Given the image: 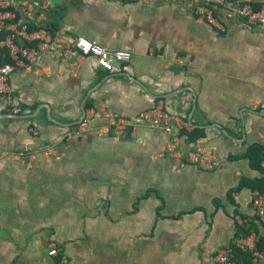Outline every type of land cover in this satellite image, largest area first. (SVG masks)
Masks as SVG:
<instances>
[{"label": "crops", "instance_id": "obj_1", "mask_svg": "<svg viewBox=\"0 0 264 264\" xmlns=\"http://www.w3.org/2000/svg\"><path fill=\"white\" fill-rule=\"evenodd\" d=\"M18 1L29 27L131 59L106 72L66 40L12 75L11 101L0 97V264H59L53 247L67 264H210L246 233L264 245L252 202L264 169L249 156L264 148L262 28L217 9L218 32L182 0ZM159 102L189 126L177 156L137 121ZM108 116L129 123L122 136Z\"/></svg>", "mask_w": 264, "mask_h": 264}, {"label": "built area", "instance_id": "obj_2", "mask_svg": "<svg viewBox=\"0 0 264 264\" xmlns=\"http://www.w3.org/2000/svg\"><path fill=\"white\" fill-rule=\"evenodd\" d=\"M182 1L194 6L199 20L218 32H223L224 26L215 15L217 9L223 10L228 18L240 20L245 27H259L264 30V5L256 8L248 0ZM24 6H27L26 2L0 0V97L8 99L9 102L13 96L12 75L19 70H29L42 54L59 51L66 40H70L72 48L80 55L94 58L98 68L106 72H113L116 65L129 64L131 53L127 50H109L82 36H67L62 30L30 29L27 23L18 21V11ZM95 114V110L89 109L85 112L81 123L86 125ZM108 118L110 126L117 131L118 135L122 136L129 128L127 121L114 116H108ZM137 121L168 139L167 148L171 156L178 155L175 133L190 130L187 123L178 115L167 112L161 102L149 111L142 112ZM31 132L35 136L39 135L35 129ZM52 150L50 145H42L39 148V151L45 155H50ZM261 166L264 169V160ZM252 202L259 222L264 224V191H254ZM233 247L248 255L249 264H264V249L258 248L255 234L238 237ZM234 248L225 247L218 250L210 257V264H237ZM49 254L60 259L59 264H67L65 258L60 257L61 253L57 247H53Z\"/></svg>", "mask_w": 264, "mask_h": 264}, {"label": "trees", "instance_id": "obj_3", "mask_svg": "<svg viewBox=\"0 0 264 264\" xmlns=\"http://www.w3.org/2000/svg\"><path fill=\"white\" fill-rule=\"evenodd\" d=\"M30 29H35V28L30 27ZM189 138L193 139L192 135H190ZM258 149H260V147H255L249 152V156L251 158V163H252L253 167H259L261 161L264 160V148H262L263 149V151H262L263 155L262 156L261 155L259 156V154H257V152L255 151ZM257 156H259V157H257ZM259 190L264 191V188H260ZM263 226H264V224H263ZM247 234L249 235V233H246L244 235H247ZM257 246L259 249H264V245L261 242V240L257 239ZM232 248H234V247H232ZM234 255H235L237 264H249V257L247 254L241 253L240 251H238L237 249L234 248Z\"/></svg>", "mask_w": 264, "mask_h": 264}, {"label": "water", "instance_id": "obj_4", "mask_svg": "<svg viewBox=\"0 0 264 264\" xmlns=\"http://www.w3.org/2000/svg\"><path fill=\"white\" fill-rule=\"evenodd\" d=\"M48 1V3H50L52 6H57V5H59V4H61L62 2H63V0H47ZM128 139L130 138V130L128 131Z\"/></svg>", "mask_w": 264, "mask_h": 264}]
</instances>
